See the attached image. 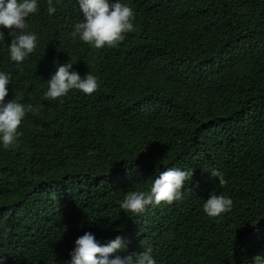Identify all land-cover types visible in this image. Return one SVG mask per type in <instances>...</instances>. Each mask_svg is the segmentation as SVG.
Masks as SVG:
<instances>
[{
	"label": "trees",
	"instance_id": "1",
	"mask_svg": "<svg viewBox=\"0 0 264 264\" xmlns=\"http://www.w3.org/2000/svg\"><path fill=\"white\" fill-rule=\"evenodd\" d=\"M121 2L134 31L112 47L69 37L75 0L52 16L38 0L27 18L38 44L19 65L0 27L6 99L43 105L0 149V264H65L85 231L102 244L120 235L128 252L150 245L157 264H252L264 254V0ZM54 60L98 87L45 99ZM167 167L193 169L181 200L119 208ZM213 190L231 211L203 212Z\"/></svg>",
	"mask_w": 264,
	"mask_h": 264
},
{
	"label": "clouds",
	"instance_id": "2",
	"mask_svg": "<svg viewBox=\"0 0 264 264\" xmlns=\"http://www.w3.org/2000/svg\"><path fill=\"white\" fill-rule=\"evenodd\" d=\"M46 12L52 16L60 0H45ZM79 5L82 18L71 26L69 37L75 41L87 43L95 49L115 46L124 39V34L134 31L133 10L121 0H75ZM38 11V0H0V27L8 29L11 39L7 42L8 58L19 65L38 44V35L29 30L27 18ZM5 33L0 31V42ZM55 71L47 79V88L42 95L53 100L65 96L69 90L76 89L84 94L92 93L97 87V77L91 71L83 76L68 60L63 63L53 61ZM10 85V73L0 71V149H8L20 135L18 126L26 113H36L43 107L20 102L18 99H6ZM218 180L225 183L223 175L217 170H209ZM192 168L167 167L157 171L146 190L130 189L119 203L123 212L133 215L142 213L148 205H158L161 201L171 203L183 198L182 187L190 182ZM232 198L213 190L202 204L203 212L209 217H218L231 211ZM65 264H157L150 245L143 251L128 252L127 241L120 235L100 243L94 233L85 231L78 236L69 251ZM252 264H264V254L253 257Z\"/></svg>",
	"mask_w": 264,
	"mask_h": 264
}]
</instances>
